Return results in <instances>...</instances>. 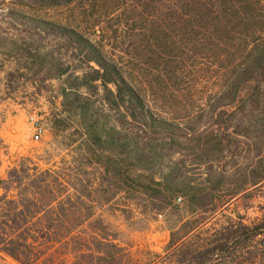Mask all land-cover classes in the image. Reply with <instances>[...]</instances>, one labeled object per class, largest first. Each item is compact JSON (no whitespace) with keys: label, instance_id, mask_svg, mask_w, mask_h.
Listing matches in <instances>:
<instances>
[{"label":"trees","instance_id":"trees-1","mask_svg":"<svg viewBox=\"0 0 264 264\" xmlns=\"http://www.w3.org/2000/svg\"><path fill=\"white\" fill-rule=\"evenodd\" d=\"M37 1L76 11L80 19L74 23L43 21L29 35L49 31L73 44L82 56L79 62L93 71L92 81H100L108 101L114 99L119 107L121 130L108 129L110 158L95 170L98 183L85 179L84 165L42 170L30 158L11 160L14 167L0 179V253L19 264H95V259L108 264H264V209L252 223L224 214L246 183L238 185L241 176L227 180L228 170L215 168L223 158L217 150L224 137L249 141L258 132L263 138L251 140L249 147L264 148V0H97L89 7L83 3L89 0ZM14 12L8 11L9 18ZM95 28L108 39L120 33L131 40L124 50L126 66L91 42ZM27 47L36 51L33 44ZM135 71L156 100L146 99L134 85ZM196 81H213L216 87L209 112L207 105L192 101L199 93ZM186 135L198 136L190 139V147L178 143ZM203 135L207 140L201 144ZM2 151L9 155L7 147L0 146ZM179 157L206 162V179L192 181L187 168L177 167ZM260 163L252 177L244 175L248 188L264 181V160ZM165 164H170L166 172L152 173ZM69 188L76 193L73 201L62 198ZM218 189L225 193L218 196ZM93 191L102 193L106 204L119 193L136 202L126 205V214L141 201L145 210L172 211L181 219L170 230L166 258L115 243L107 227H83L94 208L88 204ZM177 195L185 198L183 209L175 205Z\"/></svg>","mask_w":264,"mask_h":264},{"label":"rangeland","instance_id":"rangeland-1","mask_svg":"<svg viewBox=\"0 0 264 264\" xmlns=\"http://www.w3.org/2000/svg\"><path fill=\"white\" fill-rule=\"evenodd\" d=\"M96 1L83 3L89 7ZM46 5L45 1L35 3L34 0H0V146L7 147L9 153L8 157L3 151L0 152V179L5 178L7 172L14 167L11 163L13 158L24 157L37 162L42 170H74L84 165L85 179L98 183L101 176L95 170L110 158V153L107 152V139L108 134L110 135L108 129L121 130V111L113 103L114 99H111L112 103L108 101L109 95L102 83L92 81L93 71L79 62L82 56L77 55L80 53L74 50L73 44L49 31L40 30L39 35H29V29L37 28L43 21L66 26L80 19L74 8H46ZM8 11H15L13 18H9ZM99 29L95 28L90 32L91 42L107 54L108 58L119 63V66H126L129 59L124 50L131 44V40L120 33L108 39L107 35L99 33ZM29 44H33L36 51L28 49ZM37 51L44 55L37 56ZM74 53L76 56H73ZM91 66L95 65L92 63ZM132 77L134 85L146 99L156 100L155 93L146 86L148 83L143 82L137 71ZM196 85L199 93L192 101H196L195 105L199 107L207 105L205 113L209 112L210 105L215 102L210 92L216 87L213 86V81L208 84L196 81ZM109 89L115 93L112 86ZM155 112L165 116L159 111ZM30 114H37L44 125V134L38 142L32 140L27 121ZM256 135L252 134L249 141L243 137H224L218 147L220 150H217L218 153L221 151L223 158L215 165L219 170H228L227 180L241 176L238 185L246 183L245 191L233 200L228 211L223 212L235 219L240 215L244 217L245 223H252L260 218L264 209V181L249 188L247 181H243L244 175L248 173L247 177H252V168L261 167L260 162L264 160V148L255 151L249 147L252 146L251 140L262 137L263 134L257 132ZM196 137L198 136L186 135L187 140L179 139L178 143L190 147V139ZM202 137L201 144L207 140L204 135ZM179 158L182 162L177 167L180 170L187 168V175L193 177L192 181L201 183L206 179L207 167L202 165L206 162L193 161L192 157ZM169 165H162L152 173L160 176V171L166 172ZM172 168L175 166L172 165ZM216 193L222 196L225 192L219 190ZM63 195L62 198L72 196L73 201L76 193L69 188ZM103 198L102 193H91L88 204L94 208L90 211V218L82 223L83 227L93 230L107 227L108 234L116 239L115 243L124 247L134 246L133 251H153L163 259L166 258L165 249L170 241V230L181 219L171 215L172 211L161 213L158 209L145 210L141 201L137 202L138 206H132L135 209L133 213L126 214L123 212L126 205H136V202H130L121 193L114 195L108 204L104 203ZM184 202L183 195L176 196L175 205L183 209ZM148 204L159 203L149 200ZM58 254L57 259L60 260L62 256L61 253ZM0 264L19 263L0 253ZM95 264L108 263L95 259Z\"/></svg>","mask_w":264,"mask_h":264},{"label":"built area","instance_id":"built-area-1","mask_svg":"<svg viewBox=\"0 0 264 264\" xmlns=\"http://www.w3.org/2000/svg\"><path fill=\"white\" fill-rule=\"evenodd\" d=\"M27 121L32 132V140L35 142L40 141L44 134V125L42 120L37 114H30Z\"/></svg>","mask_w":264,"mask_h":264}]
</instances>
